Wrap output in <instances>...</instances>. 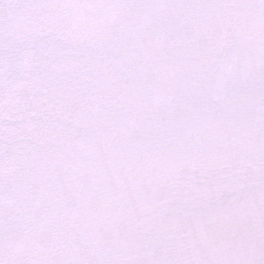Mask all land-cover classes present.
<instances>
[{"label":"snow or ice","instance_id":"1","mask_svg":"<svg viewBox=\"0 0 264 264\" xmlns=\"http://www.w3.org/2000/svg\"><path fill=\"white\" fill-rule=\"evenodd\" d=\"M0 264H264V0H0Z\"/></svg>","mask_w":264,"mask_h":264}]
</instances>
